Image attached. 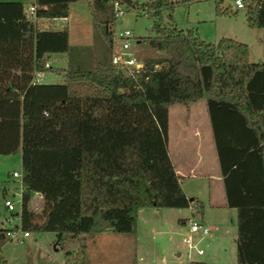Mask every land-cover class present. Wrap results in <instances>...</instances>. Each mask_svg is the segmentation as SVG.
<instances>
[{
    "label": "trees",
    "instance_id": "1",
    "mask_svg": "<svg viewBox=\"0 0 264 264\" xmlns=\"http://www.w3.org/2000/svg\"><path fill=\"white\" fill-rule=\"evenodd\" d=\"M72 1L32 0L33 21L0 1V153H19V226L51 230L59 241L93 228L96 214V229L127 232L138 206L193 203L199 211L166 153V108L203 99L225 204L235 208L234 264H264V62L249 60L245 42L205 41L193 28L162 23L160 9L176 1L121 0L152 19L153 33L135 41L159 53L125 75L109 61L110 0H86L97 39L92 65L31 82L33 70L49 68L45 54H69L66 30L49 21ZM213 1L216 14L233 13ZM243 9L248 25L264 26V0H243ZM30 190L41 195L39 214L26 206ZM62 257L86 264L81 246Z\"/></svg>",
    "mask_w": 264,
    "mask_h": 264
},
{
    "label": "rangeland",
    "instance_id": "2",
    "mask_svg": "<svg viewBox=\"0 0 264 264\" xmlns=\"http://www.w3.org/2000/svg\"><path fill=\"white\" fill-rule=\"evenodd\" d=\"M5 2H12L19 5L21 11L26 14V9L32 0H0ZM135 3L141 2V0H131ZM176 1L173 4L172 9L168 11L165 8L160 9L161 22L171 23L176 27L182 29L193 28L199 38L216 41L221 36L231 37L239 41L245 42L248 47L249 58L255 59L256 56L264 59V26L256 27L250 26L246 23L243 8H235L231 0H222L219 3V7L227 6L232 12L216 14L214 11L213 0H171ZM125 11L123 14L112 21L113 29L128 28L133 36V43L136 37L152 34L151 29L152 19L146 13H142L139 9H136L135 5H128L124 2ZM235 11V12H234ZM67 22L65 28L67 31V42L69 45V54L65 52H49L44 57V61L49 68L40 72V81L42 83L58 82L61 80V73L67 66L79 65L80 67H88L92 65L94 61L95 47L97 45V39L94 38L91 29L90 16L86 8V0H75L68 5ZM80 42V43H79ZM79 43L78 45H76ZM132 50L135 56L141 59L143 56H156L159 53L149 50L144 43L135 42L132 44ZM142 60V59H141ZM201 108V107H200ZM185 113L180 115L187 124L189 117L188 109ZM172 134V131H170ZM19 153L18 151L10 153H0V228L4 231L5 228L10 227V223L16 222L17 215L8 210L2 205V197L12 196L11 189L16 188L17 181L15 177L10 176V169L16 168L19 170ZM20 171V170H19ZM182 185L187 192L188 188L193 185L198 192L204 187V180H200L197 177H184ZM13 197V196H12ZM16 202V200H15ZM42 205L41 195L34 190L29 191L26 206L34 213L39 214ZM194 205L190 203L192 208ZM17 207V205H16ZM195 207V206H194ZM160 211L161 218L165 222L163 228H168L163 232V237L167 233L172 237L171 241L175 244L180 251V255H177L181 262H177L175 254L171 253L167 248L165 251L166 259L165 264H184L186 260L185 247L182 244L181 234L177 233L175 224V206H160L157 208ZM186 208L182 207L181 212H185ZM179 211V210H177ZM8 216L9 219H6ZM98 214L95 216L96 225L87 230L88 232L109 230L105 228L96 229L101 224ZM183 227L181 228V230ZM28 234L22 237L20 240L17 238L2 237L3 243L0 245V264H58L62 257V251L69 248H77L81 246V242L77 236L64 233L63 238L59 241L54 239L53 231L51 230H34L27 229ZM218 232L214 230L213 233ZM107 235L106 242L94 246L93 244H87L84 248L85 256L87 257L86 249L88 246L95 247L94 254L100 258L95 264H138L134 260V251L129 245L125 246L122 242L127 232H109L102 233ZM156 240L162 241V236L157 234ZM214 239V238H213ZM217 239V240H216ZM205 241L209 240L206 236ZM203 240V241H204ZM214 250L212 243L202 242L203 252L196 253L192 251L190 254L192 258H200L202 264H234L235 249L233 241L226 245V248L230 250V257L228 260L220 259L221 242L218 238L214 239ZM168 242V240L166 241ZM232 243V246H231ZM144 247V246H143ZM212 248V249H211ZM232 249V250H231ZM141 253V251H138ZM93 253V252H92ZM89 254L92 257L94 254ZM227 254V252H226ZM136 255V254H135ZM199 259V260H200ZM231 259L233 262L231 263ZM57 260L58 262H56ZM88 264H92L93 261L89 259ZM230 261V262H228Z\"/></svg>",
    "mask_w": 264,
    "mask_h": 264
},
{
    "label": "crops",
    "instance_id": "3",
    "mask_svg": "<svg viewBox=\"0 0 264 264\" xmlns=\"http://www.w3.org/2000/svg\"><path fill=\"white\" fill-rule=\"evenodd\" d=\"M65 24L64 29L66 30ZM203 40L211 41L207 39ZM79 43H77L76 45H78ZM46 55H48V53L45 54V56ZM249 60L253 62H264V59H262V57L260 56H256L255 59L249 58ZM186 109H188L189 111L187 112L189 113L187 124L179 118L182 113L186 112ZM170 131H172V134H170ZM165 147L166 153L170 159L173 169L176 173H179L181 175L180 183L183 191L187 195H192L199 198V200L201 201V208L198 211V214L204 222L212 226L211 233L208 235L209 240L206 241V244L207 242H209V244L212 243V248L214 250V239L218 238L221 242L223 241L220 246L222 247L220 249L222 252L220 253V259L223 258L226 259L225 261H227L228 257H230L231 251L226 248V245L230 244V242L233 241L235 249V208L225 204L221 174L205 102L203 99H199L190 103L187 108L177 103L167 106ZM186 176L197 177L200 180H204V187L201 192H198V190H196L193 185H190L192 187L188 188V190L194 192H187V190H185L182 182L184 177ZM182 207L186 208L185 212L180 211ZM157 208H160V206H138L136 208L132 228L131 230L127 231L128 235H125L124 239H122V242L125 246L129 245V247H132V250L134 251V260L138 261V264H165L167 260H171V258L166 259L165 256V250L167 248H170V252L176 255L175 258L177 262L182 261V259L177 257V255H180V251L179 249H177L179 247L173 244L170 234L167 233L165 237H163L164 230L167 229L169 231V229L167 227L163 228L165 226V222L162 220V214L160 213V211H157ZM175 208L176 211L174 225L177 227L175 231L182 236L184 229L182 219L191 212L190 203L186 206H175ZM182 227L183 229L181 230ZM216 229L218 230V232L213 233ZM106 232L109 233L120 231L103 229L92 232L80 231L73 235L77 236L79 238V241L81 242L82 252L86 264L90 262L89 259L93 261L92 264L98 263L97 261L100 258H98L96 254H94V251H96L94 246L101 245L106 242L104 237H106L107 235H102V233ZM158 233L163 237L161 242H159V239L158 241L156 240ZM167 240L168 242H166ZM2 243L3 241L0 243V245ZM87 244H93L94 246H88V248L86 249V257L84 247ZM68 250H74V248L71 247ZM138 251H141V253ZM91 253L94 254L92 257L89 256V254ZM60 260V262H58L57 260L55 261L58 262V264H63V257H61ZM232 262L233 260L231 259V263ZM210 264H212V262H210Z\"/></svg>",
    "mask_w": 264,
    "mask_h": 264
},
{
    "label": "built area",
    "instance_id": "4",
    "mask_svg": "<svg viewBox=\"0 0 264 264\" xmlns=\"http://www.w3.org/2000/svg\"><path fill=\"white\" fill-rule=\"evenodd\" d=\"M235 8H243V0H231ZM34 5L31 3L27 6L26 15L28 19L35 20L33 15ZM125 11L124 2L121 0H110V15L111 24L109 29L111 30L110 38V56L109 61L114 64L117 68L121 70L125 75L132 76L135 73L143 71L142 61L135 56L132 50L133 36L128 28H118L113 29L112 21L119 18ZM50 24L52 26L64 27L66 22V15L54 16L50 19ZM44 66L47 63L43 62ZM39 70L32 71L31 82H41L40 81ZM11 177H15L17 184L16 188L11 189V195L2 197V205L8 210V212L15 213L18 219L19 204H20V171L16 168H12L9 171ZM16 200V202H15ZM17 205V207H16ZM6 219H9L8 216ZM184 229L182 233V242L185 247L186 260L184 264H196L194 263V258L191 257L192 251L196 253L203 252L202 242L206 243L204 240L206 236L211 233L212 226L204 222L199 216L196 207L191 208V212L182 219ZM28 233L27 229L21 228L19 226V220L10 223V227L4 229L3 234L7 238H17L20 240ZM204 240V241H203Z\"/></svg>",
    "mask_w": 264,
    "mask_h": 264
}]
</instances>
